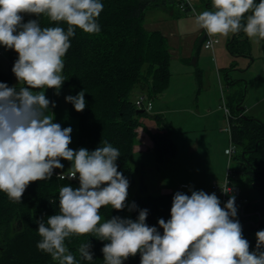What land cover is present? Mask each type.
Here are the masks:
<instances>
[{"label": "clouds", "instance_id": "obj_1", "mask_svg": "<svg viewBox=\"0 0 264 264\" xmlns=\"http://www.w3.org/2000/svg\"><path fill=\"white\" fill-rule=\"evenodd\" d=\"M211 11L196 15V25L209 37L228 36L241 30L250 40L264 41V0H211ZM104 8L101 0H0V46L18 54L12 72L26 86L0 82V192L12 202H21L30 183L47 180L54 169H63L61 160L71 162L68 178L79 179V187L59 190V213L39 219L37 248L58 264H76L65 245L72 235L92 234L108 241L101 249L104 264H124L140 254V264H264V230L255 233V250L244 238L237 219L235 196L221 207L213 192L177 191L172 198L170 219L158 220L163 229L146 223L147 209L139 210L135 220L112 216L101 223L99 210L123 211L129 180L118 171L120 151L107 141L93 151L73 150L71 127L54 122L56 107L46 95L55 89L59 95L65 82L63 57L71 47L75 29L99 33L97 22ZM193 12L196 10L193 8ZM250 13L249 15H245ZM42 14L61 26L41 27L39 19L24 22V15ZM242 21H244L242 23ZM218 41L209 40L206 47ZM43 89V90H41ZM41 90V91H33ZM77 112L86 107L85 92L65 97ZM63 179V174H59ZM228 193L230 189H223ZM133 203L129 211L135 210ZM92 245L77 249L82 259L93 260Z\"/></svg>", "mask_w": 264, "mask_h": 264}, {"label": "trees", "instance_id": "obj_2", "mask_svg": "<svg viewBox=\"0 0 264 264\" xmlns=\"http://www.w3.org/2000/svg\"><path fill=\"white\" fill-rule=\"evenodd\" d=\"M199 1L212 9L211 0ZM182 2L170 0L171 4H178L179 7ZM101 3L104 8L97 18L101 31L89 34L75 29L76 35L70 37L71 47L63 57L65 66L61 74L65 79L63 85L69 88L70 95L75 96L82 90L85 92L86 107L82 112H77L71 104L72 114L79 118V149L83 147L93 151L107 141L120 151L116 163L118 171L129 180L128 200L138 171L137 168L134 170L129 160L140 129L144 128L143 119L149 117L145 96H140L144 98V106L138 108L136 101L140 97L133 99L132 93L140 81L146 79V74L151 81L149 87L141 89L140 93L147 92L150 99L155 98L168 86L171 77L167 39L158 31L145 29L146 11L153 6H165L168 0H101ZM23 15L25 23L30 19H39L42 28L61 26L67 30L65 22L50 21L43 14L39 18ZM227 47L233 55L245 56L251 51L249 38L242 30L234 34ZM4 56L13 67L18 54L6 49ZM197 73L198 76L201 74L198 70ZM0 82L15 86L17 90L26 86L20 82L13 83L11 75L1 69ZM199 82L202 83L201 77ZM239 82L232 81V84ZM243 97L241 90L234 92L226 107L231 114L230 141L242 149L233 156L232 161L236 163L234 175L244 176L245 184L258 191L256 199L245 196L249 201L237 209L243 236L250 242V250H255V233L264 230V122L246 118ZM139 109L144 111L139 112ZM153 119L159 131L149 134L157 159L174 160L177 147L172 139V123L161 114L153 116ZM67 185L73 188L80 186L76 179H61L53 175L50 179L30 183L21 202H12L0 192V264H58L50 254L37 248L41 239L37 228L40 218L43 217L46 222L47 217L59 213V190ZM203 191L214 192L221 199L218 189L212 187ZM176 192L149 194L142 177L139 190L132 197V204L135 203L137 208L132 210L131 219L137 218L139 210L147 209L146 223L156 226L162 233L158 220L170 219L172 198ZM185 194L191 195V191ZM123 213L124 210L116 211L110 205L99 210L103 222L112 216L123 217ZM87 242L92 245L94 254L91 261L82 259L77 251L82 243ZM105 243L108 241H101L92 234L65 238V245L74 255L76 264H104L101 249ZM128 264H140V254L130 256Z\"/></svg>", "mask_w": 264, "mask_h": 264}, {"label": "rangeland", "instance_id": "obj_3", "mask_svg": "<svg viewBox=\"0 0 264 264\" xmlns=\"http://www.w3.org/2000/svg\"><path fill=\"white\" fill-rule=\"evenodd\" d=\"M190 3L196 10L195 12L192 8L187 11L181 10L178 4H171L170 0L165 6H153L146 11L145 29L149 32H160L169 45L171 77L168 86L161 92L165 91L166 98L169 100L164 102V99L162 103H152L154 98L150 99L147 92L140 93L141 89L146 90L149 87L151 81L150 76L146 74V79L141 80L133 91L132 98L145 96V108L152 117L165 114L167 120L173 124L172 139L177 151L174 160L159 161L152 148L142 152H138L136 148L133 150L129 162L134 170L138 168L139 171L136 172V184L126 201L128 207L132 204V197L139 190L142 177L148 186V193L153 195L175 192L179 187L187 193L190 189L207 188L210 185L205 182H203L204 185H197L196 177L206 174L208 168L205 165H210L212 162L211 156L204 153L207 149L213 152L218 144H225L224 146L228 149L230 147L229 119L228 116L225 117V106L234 92L241 90L244 94L242 107H245V116L264 122V41L256 42L249 39L250 54L233 55L227 47L234 36L230 33L228 36L214 37L219 39L215 50L206 49L200 42L203 40L204 43L206 31L196 25L195 17L203 11L212 9H208L199 0H190ZM172 11L175 13L172 14ZM4 54H6V49L0 46V69L10 74L13 83L16 84L17 79L12 72V66ZM196 60L197 63H195ZM197 70L201 73L199 76ZM200 77L202 83L199 82ZM231 80L240 82L231 85L229 84ZM20 83L23 84V82ZM45 95L50 101L56 103V107L51 109L55 114L54 122L59 123L62 128H72V142L69 147L78 150L79 118L72 114L71 103L65 100V97L70 95L69 88L62 85L59 95L56 94L55 89H46ZM173 97H177L178 100ZM171 99H175L176 103L170 101ZM190 101L193 103H189ZM195 104H198L199 108L202 104L203 109L207 108V110L211 109V111L221 113V123L218 126L211 125L210 123L215 118L198 117L192 110L187 111L188 114L185 116L189 119V125L183 123V113L179 111L183 112L184 109L181 108L189 106L195 109ZM151 108H153L152 111H150ZM157 108L159 111H156ZM199 144L202 155V152L196 153L198 148H195ZM237 151L239 154L242 149L238 146ZM191 153L194 154L192 157H190ZM222 159L225 161L226 169L229 156L223 155ZM219 160H221L220 157ZM61 163L64 164L61 172L69 174L71 162L61 160ZM231 168L236 169L235 161L231 164ZM76 180L79 181L78 177ZM232 181L240 196H247L250 199L258 197V191L245 184L244 176L234 175ZM221 182L219 180V183ZM195 185L197 187H194ZM128 207L124 209L123 218H132V211H129ZM103 220L101 216V223Z\"/></svg>", "mask_w": 264, "mask_h": 264}, {"label": "crops", "instance_id": "obj_4", "mask_svg": "<svg viewBox=\"0 0 264 264\" xmlns=\"http://www.w3.org/2000/svg\"><path fill=\"white\" fill-rule=\"evenodd\" d=\"M173 13H175V12L172 11V14ZM202 41L203 40H201L200 42H202ZM214 50H215V48H214ZM195 63H197V60L195 61ZM229 84L232 85V80ZM198 93H200V92H198ZM173 98L177 99V97H173ZM164 99H165L164 102H166V100H169L166 98V92L165 91L163 93H159L154 99H152V103L153 102L154 103H159V102L162 103V100H164ZM170 101L176 103L175 99L174 100L171 99ZM189 103H193V102L190 101ZM201 103H203V102H201ZM192 107L193 106H189L187 108H181V109H184L183 112L179 111V113H181V114L183 113L182 115H183L184 119L187 120V122H186V120H184V119L182 120L180 118L183 121V123H186L189 125V123H188L189 119L185 117L186 114H188L187 111H189V110L194 111V115H197L198 117H203L204 119L205 118H215L214 121L212 123H210L211 125L218 126L221 123V121H222L221 113L219 114V112H217V111H211V109L207 110V108L203 109L202 104L200 105V108H199L198 104H195V106H194L195 109H192ZM152 109L153 108H151L150 111H152ZM158 109L159 108H157L156 111H159ZM147 111H148V109H147ZM160 111H162V110H160ZM245 111H244V114H245ZM189 113L192 114L191 112H189ZM225 117H226V113H225ZM189 118H191V117L189 116ZM143 123H144V128L140 129L139 136H138L137 142H136L135 147H134V149L136 148L135 150H138V152L149 150L151 148L153 149V142L151 140L149 133L150 132L154 133V132L159 131V126L157 125L156 121L153 119L152 116L149 115V117L144 118ZM224 145L218 144L215 147V150L213 152L208 151V149L204 152V153H206L207 156H211L212 162H210V165H205V167L208 168V172L206 174L199 176V177H196L197 178L196 183H197V185H200V184H203V182H205V184L209 183L210 185L207 188H196V189H191V190L211 189L213 187L214 183H219V180L223 181L227 168L225 169V166H224L225 161H223L222 156L228 155L227 154L228 148H226ZM195 149H197L196 153L202 152L200 144L197 145ZM202 154H203V152L201 153V155ZM192 155H194V154L191 153L190 157H192ZM201 155L199 157H201ZM219 157L221 160H219ZM57 170L59 172L62 171V169H57ZM138 171H139V169H138ZM70 172H71V170H70ZM135 175L137 177V173ZM210 175H212V176H210ZM194 187H197V186L195 185Z\"/></svg>", "mask_w": 264, "mask_h": 264}, {"label": "built area", "instance_id": "obj_5", "mask_svg": "<svg viewBox=\"0 0 264 264\" xmlns=\"http://www.w3.org/2000/svg\"><path fill=\"white\" fill-rule=\"evenodd\" d=\"M182 1L183 2L180 4L181 10H187L188 8H190V9L194 8L191 5L190 0H182ZM209 40H215L218 42L214 43L211 47H206V44L208 43ZM218 43H219V39L214 38V37H209L208 34L205 33L203 45L206 49L214 50L216 44H218ZM143 99H144L143 97H140L136 101L138 108H142L144 106L143 105L144 104ZM225 112H226V116H228V119H230L231 114H230L229 109L226 106H225ZM228 130L230 132V125L228 126ZM236 152H237V147L230 141V147L227 150V154L229 156V161H228V166H227L225 177L221 183H214L213 188L218 189L220 192L221 207L224 206V204L227 202V200L229 199L230 196H235V204H236L237 209H239L242 206V204L247 203L249 201V199L245 196H240L239 194H237V192H236L237 187L234 186L233 181H232V177L234 176V170L231 168V164L233 163V161H232L233 156L236 154ZM59 174H63V177H64L63 179L68 178V176L70 175V173L64 174V173L59 172L57 169H54L53 175L61 178L59 176ZM225 188L230 189V191L227 194L222 191ZM178 191L182 192L183 189L181 187H179ZM128 259L126 261H124V264H128Z\"/></svg>", "mask_w": 264, "mask_h": 264}, {"label": "water", "instance_id": "obj_6", "mask_svg": "<svg viewBox=\"0 0 264 264\" xmlns=\"http://www.w3.org/2000/svg\"><path fill=\"white\" fill-rule=\"evenodd\" d=\"M144 111V109H139V112H143ZM246 118H248L247 116H246ZM259 222H260V219H259Z\"/></svg>", "mask_w": 264, "mask_h": 264}]
</instances>
